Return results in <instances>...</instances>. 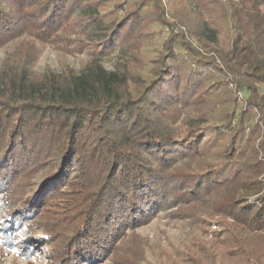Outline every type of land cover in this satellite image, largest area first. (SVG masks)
Segmentation results:
<instances>
[{
  "label": "trees",
  "instance_id": "16d2710c",
  "mask_svg": "<svg viewBox=\"0 0 264 264\" xmlns=\"http://www.w3.org/2000/svg\"><path fill=\"white\" fill-rule=\"evenodd\" d=\"M0 54V259L264 264V0H0Z\"/></svg>",
  "mask_w": 264,
  "mask_h": 264
},
{
  "label": "rangeland",
  "instance_id": "374dc122",
  "mask_svg": "<svg viewBox=\"0 0 264 264\" xmlns=\"http://www.w3.org/2000/svg\"><path fill=\"white\" fill-rule=\"evenodd\" d=\"M113 58H114V56H112L111 58H109V60H107L105 62V67L107 69L111 68V60ZM70 62L72 64L77 63V62H74L73 60H71ZM34 69L38 72H43L45 70L57 72L58 71V65H57V60H56L55 54H53L49 51L42 54L39 61L35 65ZM221 92L225 94L224 98H226V97L229 98V96H230V102L233 100V95L229 92V90L224 89V91L221 90ZM214 145L216 146L217 150L215 152L208 153V157H210L209 161L216 164V165H219L220 168H222L223 170H228L229 168H234V167L236 168L235 164L232 163L231 161H229L230 159H225L224 157L223 158L219 157L221 150L223 148L222 145L224 146L225 144L215 143ZM154 222H155V220L153 221V223ZM0 264H27V261L23 260L21 257H18L15 252L10 251V252H7V256L0 259ZM31 264H40V262L36 261L34 263H31Z\"/></svg>",
  "mask_w": 264,
  "mask_h": 264
}]
</instances>
